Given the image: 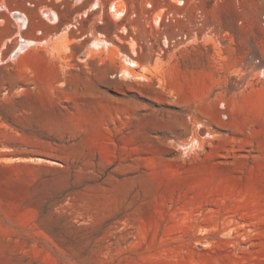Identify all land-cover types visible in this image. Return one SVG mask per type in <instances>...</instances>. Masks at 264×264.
Here are the masks:
<instances>
[{
    "label": "rangeland",
    "instance_id": "rangeland-1",
    "mask_svg": "<svg viewBox=\"0 0 264 264\" xmlns=\"http://www.w3.org/2000/svg\"><path fill=\"white\" fill-rule=\"evenodd\" d=\"M0 264H264V0H0Z\"/></svg>",
    "mask_w": 264,
    "mask_h": 264
},
{
    "label": "bare ground",
    "instance_id": "bare-ground-1",
    "mask_svg": "<svg viewBox=\"0 0 264 264\" xmlns=\"http://www.w3.org/2000/svg\"><path fill=\"white\" fill-rule=\"evenodd\" d=\"M47 14H49V13H47ZM47 19H48V17H47ZM52 20H53V19H52ZM18 23H19V22H18ZM95 42H96V41H95ZM95 42H93V43H95ZM22 44H24V42H23ZM99 44H100V46H102L101 43H98V45H99ZM24 45H25V44H24ZM27 47H28V46H27ZM27 47H25V48H27ZM102 47H103V46H102ZM95 49H96V48H95ZM99 49H101V48H99ZM102 49H103V48H102ZM15 50H16V49H15ZM22 50H23V49H22ZM22 50H21V51H22ZM15 57H16V56H15ZM15 57H14V58H15ZM12 60H13V58H12Z\"/></svg>",
    "mask_w": 264,
    "mask_h": 264
}]
</instances>
